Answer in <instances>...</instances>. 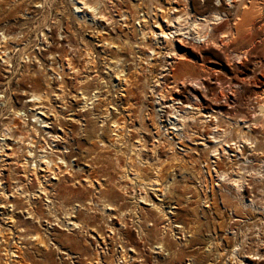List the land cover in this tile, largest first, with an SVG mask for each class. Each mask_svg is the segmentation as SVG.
Listing matches in <instances>:
<instances>
[{
	"label": "bare ground",
	"instance_id": "6f19581e",
	"mask_svg": "<svg viewBox=\"0 0 264 264\" xmlns=\"http://www.w3.org/2000/svg\"><path fill=\"white\" fill-rule=\"evenodd\" d=\"M33 1L0 0V15L3 14L0 18V63L8 73L6 81L0 83V114L3 110L10 112L8 121L1 124L0 152H3L0 158L5 156L2 163L10 158L7 164L14 166L15 175L19 174L13 178L11 190L0 178V215H5L11 222L5 228L0 224V264H150V256L138 241L130 239L128 226L135 228L138 238L154 233L159 235L153 247L156 256L152 264L173 261L181 249H172L167 236L173 238L179 234L173 239L176 246L181 244L176 239L186 240L187 231L182 223L172 225L173 216L177 217L169 208H177L176 205L164 204L167 194L175 190L179 180L176 176L161 178L162 164L158 163V153L167 148L169 154L159 162L168 165L181 164L184 154L175 150L172 140L161 139L159 127L168 124L180 128L196 123L200 128L211 127L214 132L208 133L212 134V140L209 145L201 141L203 149L210 157L220 159L228 148H235L233 159L227 157L230 164L238 154L246 161L241 150L244 145L256 147L264 143V55H258L256 51L257 44H261L260 50L264 53L262 21L258 25L261 37H253L258 31L260 3L264 4V0H138L137 4L127 0H71L70 12L77 15L72 19L74 35L81 34L83 28L88 29L90 37L96 41L93 50L95 46L100 47V62L111 72H106L108 79L98 72L93 59L89 71L79 76L78 68L64 49L60 51L62 59L54 62L57 67L55 64L46 66L44 61H36L33 52L19 46L15 37L5 33L7 27L1 21H8L9 12H17L22 4L25 5L22 11L26 14L28 4ZM37 3L33 2L34 5ZM45 3L43 0L35 7L42 10ZM43 25L49 26L44 17L34 28L42 32L40 27ZM65 37L64 41H70ZM10 43H14L13 49ZM238 43L241 46H234ZM82 46L86 54L91 55L90 44L84 42ZM126 52L130 60L124 56ZM210 62L216 65L208 66L206 63ZM196 67L198 76L194 73L192 76L191 71ZM25 72L30 73L25 75ZM16 74L19 76L11 86ZM54 74L60 76L59 82L51 78ZM65 77L78 79L72 85V88L76 85L74 98H77L73 103L67 100V96L73 93ZM139 81L158 97L160 109L153 107L149 113L139 107L135 113L137 127H124L127 130L120 135L118 131L123 129L122 124L112 116L122 105L123 98L128 104V97L135 96L130 86L139 89L138 92L143 91ZM149 82H153L152 85ZM122 84L127 85L123 87ZM245 84L252 85L255 88L253 93L260 97L255 101L250 118L234 109L235 94H239ZM180 86L188 87L186 93L190 97H185V108L178 96L183 93ZM117 92L119 96L115 95ZM18 95L27 96L28 108L15 106V102H19ZM55 102L60 103V111H56ZM94 111L98 112L94 114ZM68 112L71 117L65 121L64 114ZM92 114L98 119V127H86V117ZM219 119L228 121V126L221 131H218ZM106 125L113 135L110 145L116 149L113 151L116 152L114 164L122 171L118 181L127 178L131 190L138 187L137 199L140 203L149 202L150 209L139 206L137 201L132 207L117 204L99 181V173L108 175V172L105 164L97 166L96 163H112L105 154L109 153L108 147L111 146L102 136ZM253 132L259 137L252 136ZM144 134H150L152 138L146 140ZM83 136L94 137V141L83 147L80 140ZM125 136L127 139L123 140ZM6 140L17 146L12 147ZM80 148L93 154L82 155L78 151ZM144 152L153 155L154 159L148 160L142 155ZM122 156L125 165H119ZM211 162L217 163L216 160ZM146 167L150 169V175L145 176ZM212 170L219 181L228 182L229 188L235 192L233 198L238 207L259 208L252 198L244 199L242 191L250 183L240 172L231 177L226 169L213 167ZM247 171L245 169L244 173ZM252 173L260 178L264 175L258 170ZM109 175L103 178L106 182ZM204 177V184H199L204 185L203 189L200 188L204 192L203 198L198 196V199L203 207L210 208ZM117 184L126 190L125 183ZM149 192L157 195L158 202L151 200ZM190 197L191 194L184 198L187 204ZM18 212L23 218H18ZM154 215L162 223L158 231L157 219L151 218ZM257 240L259 244L255 253L248 256L252 264H258L261 257L264 261V239L258 236ZM239 245L235 244L231 249L233 263L251 264L237 260ZM188 264L194 263L190 261Z\"/></svg>",
	"mask_w": 264,
	"mask_h": 264
},
{
	"label": "rangeland",
	"instance_id": "374dc122",
	"mask_svg": "<svg viewBox=\"0 0 264 264\" xmlns=\"http://www.w3.org/2000/svg\"><path fill=\"white\" fill-rule=\"evenodd\" d=\"M37 1L39 4L43 3V0H34L33 2L35 3ZM127 1L132 4H137L139 2L138 0H127ZM33 2L30 3L27 2V4L28 3L29 4L26 14L25 11H22V9L25 6L24 4H22V6L19 7V10L17 12H15V10L9 12L8 21H3V20L1 21V23L4 24L5 27H7L8 32L5 33H8L10 36L15 37V40L18 43H20L19 46L21 47L24 46L28 51L33 52L36 56V61L38 59L40 62L44 61V64H46V66L51 64L54 65L55 61L62 59L61 57L63 56L60 53V51L61 49H64L66 54L72 58L74 65L78 68L79 76H83V74L89 71L91 67L90 62H92L91 61L92 59H93V63L97 64L98 72L102 73V76L105 77L107 75L106 72L111 74L108 68H106L105 66L103 68V64L102 62H100L102 58V52L100 50V47L95 46L93 50L92 45H95L94 43L96 41L93 39V37H90L88 29L83 28L81 34L76 33L74 35L75 28L72 19L74 16L77 15L71 14L70 12L72 10L71 0H46V3L43 6L42 10L35 7L37 6L38 3L34 5ZM146 4L148 3L146 2ZM260 7H261V17L259 18L256 24L257 30L260 21L264 23L263 21L264 4L260 3ZM131 9L133 10V8ZM43 17H44V22L49 26L48 28L47 26L44 25L41 26L40 30L42 29V32H40L38 29H35L34 27L38 25V22L43 20ZM0 18L1 19L3 18V14L0 15ZM255 34L256 35H253V37H256L255 39H258V37H261L262 35L260 30H258ZM80 35H82L83 39H81ZM65 36L70 38V41L67 40L69 41V43H67V41H64ZM84 42H88L90 44L92 48L91 55L86 54L87 53L86 50L83 49L82 43ZM9 45H12L10 46V48L12 47L13 49L14 43L12 44L10 43ZM237 45H239V43L235 44L234 46ZM261 48L262 45L257 44L256 51L258 55L259 54L264 55L263 51L260 50ZM124 56L125 57L128 56V59L130 60L129 53L126 52ZM15 58L16 56H14V61H17ZM24 59L25 58H23V61ZM25 62L27 63V59H25ZM22 63L23 62H21V64ZM34 63L37 64V62ZM198 64L199 63H196V65ZM206 64L211 67H213V65H216V63H212V62ZM57 66L58 64L56 65V67ZM4 68H5L4 64L0 63V83L6 81L5 75L8 74L4 70ZM46 69L48 72H50V70H48V67H46ZM28 73L25 72L24 74L26 75ZM193 73L198 76L199 71L197 67L192 69L191 71V75L195 76ZM18 76L19 74L13 76L12 82L10 83L11 86L14 85V82H16ZM51 78L54 79L56 82H59L60 80V76L55 74L52 75ZM64 79L67 81L68 85L70 84L71 87L70 90L73 93L67 96V100L73 103L74 100H76L77 98L76 99L74 98V94L76 93L74 88L76 85L73 88L72 85L76 84L78 79L72 80L69 79L68 77H65ZM106 79H108V77ZM18 81L22 82L20 79H18ZM24 81L26 82V79H24ZM114 81L117 82V80ZM142 81L143 79L141 80V82ZM141 82L139 81L138 84L140 85V88L143 89V91L138 92L139 89L136 90L135 88H133V86H130L132 91L135 93V96H132L131 94L128 97L129 99L128 101H130L128 104L126 103L127 100L123 98L122 105L120 104L121 106L118 107L117 113H114L112 116L117 121L119 120L118 122L122 124L123 129L121 131H118V134L120 133V135L126 132L125 130L127 129H125L124 127H137L138 117L135 115V113L137 114V110H139V107L148 110L147 112L149 113L151 112V109L153 107L156 110L160 109L157 106L158 97L154 94H151L147 89V87L143 86ZM152 83L153 82H149L150 85H152ZM126 85L127 84H122L123 87H126ZM23 87H26V85H23ZM187 88H188L187 86L179 87L180 91H183V93L178 94V96L183 101L184 108L186 106L185 97L187 96L186 98L188 99L190 97L189 94L186 93ZM254 89L255 88L252 85L245 84L242 90L239 91V94L237 95L235 94L236 105L234 109L236 113L243 114L247 118H250V116L253 114L255 110V101L260 100L258 93H253ZM146 91H148V93ZM115 95L119 96V92L115 93ZM17 97L19 98V102H15V106L21 107L25 105V108H28L29 104L25 102V100H27V96L18 95ZM54 106L56 108V111H60L59 102H55ZM96 112L98 111H94L93 113L96 114ZM9 113H10L9 111L3 110L0 114V141L2 138L1 134L3 129L1 127V124L2 123L4 124L5 122L8 121L7 117L9 116ZM69 113L70 112L64 114L65 121L66 119L71 117ZM95 117L96 116L93 114L90 115L89 117H86L88 119V122L86 123V125L87 124L88 125L86 127H98V123H97L98 119H95ZM131 120L133 122L132 125L129 126L130 125L129 122ZM172 120L173 119H170L169 121ZM125 121L127 125L123 124L125 123ZM81 122L85 123L83 120H81ZM227 122H228L227 119H222V120L219 119L217 121L218 124L216 123L219 128L218 131H221L222 129L226 128L228 126ZM66 123L69 125L68 121ZM148 123L150 122L148 121ZM166 123H168V121H166ZM198 124L196 123L194 124V126L192 124L187 127H180V128L172 127L171 125L168 124H166L167 126L165 127H159L161 139L163 140V138H166L172 140L175 150L184 154L183 156L184 161L181 164L174 163L172 165H168L166 163H160L161 161L163 162L164 156L166 154H169L167 148H164L158 153V157L160 161V162L158 161V163L162 164L161 178L166 179L169 176H176V179L179 180L175 190L171 194H167L168 197L164 201V204L176 205L177 208H172V209L169 208L170 210L176 212V217H177L174 218L173 216L172 225L177 223H182L186 227V231H187L185 237L186 240H183V238L176 239L181 243L176 246L173 243V239L176 237V235L179 236V234H176L175 237L173 238L171 236H167L168 240L171 242L170 246L172 249L175 250L181 249V252L178 254L179 255L178 258H175L173 261L167 262V264H188L190 261H192L194 264H224V263L234 264L233 262L235 259L233 258V255H231V249L235 244L237 245L240 244L239 246L241 248L238 251L239 254L237 255L238 256L237 260L242 259L243 260L242 263L251 262L252 264V261L249 259V257L253 253H255L256 246L259 244L257 238L258 236H261L262 239H264V189H263L264 175L263 178H260L258 175H256L255 177V175H253L252 173V171H256V170L260 171L261 173H264V143L257 145L258 147L257 146L250 147V145H244L243 147H241L242 148L241 150L243 151V156H246V161H244L243 157L238 156L239 155L238 154L236 157L234 156L233 164H230L228 162L227 157L229 156V158L233 159V155L234 153H236L235 148L232 147L233 150H230L228 148L227 149L228 152L222 153L220 159L210 157L207 153V150L203 149V144L201 141L209 145V140H212L211 133L214 131L213 129H210L211 127L200 128L197 126ZM104 127H106V129L103 132L104 134H102L103 140L109 146L113 135L110 132L109 125H106ZM150 127L152 126L150 125ZM154 130L155 129L152 128V132H155ZM129 133L132 132L129 131ZM177 133H180L181 135H178ZM134 135L136 136V134H133V136ZM153 135L155 134L152 133V136ZM254 135L259 137V134H256V132L252 133V136ZM144 136L146 137V140L152 138L150 134H146V135L144 134ZM122 138L123 140H125L127 139V136ZM80 140L83 141L84 143L83 147H85L88 146L89 142L94 141V137L92 138L88 136H83L82 139L80 138ZM6 143H9L12 147L17 146L16 144L9 142V140H6ZM108 149L107 150L109 151V153H105V154L106 156L112 159V163L107 164L106 162V163H96V164L97 166H100L102 164H105L104 166H107L106 171L108 172V175L110 174L109 180L106 182L105 181L106 179H103L106 178V176L108 177L107 173H99L98 176L100 177L99 181L104 184V187L106 188V192H109L108 194L109 197L115 200L117 204L124 203L127 204L129 207H132L134 203L137 201L139 206H144L145 208L150 209L151 205L149 202L140 203L139 202L140 200L137 199L136 196L138 194L137 191L138 187L135 186L134 187L135 190L134 191L131 190L130 181L127 178L126 179L123 178V180L118 181L120 179L119 177L122 171H120L116 167L113 161L114 158L113 155H116V152H113L115 148L111 146L108 147ZM78 151L82 155L87 153L89 155L93 154V153L90 154L91 152H86L85 149L83 148L78 149ZM2 152L3 151H1L0 154H2ZM117 154H119V152ZM142 155L147 157L148 160L154 159V156L153 155L151 156L148 153L144 152L142 153ZM122 158L123 156L121 157V161L119 165H125ZM1 159H5V156H2V158H0V178L1 181L4 182L2 183L5 186H7L9 190H11L14 184L13 178L19 174L15 175L13 171L14 166L7 164V162L10 161V158H7L5 163L4 162L2 163ZM212 160H216L217 165L214 162H211ZM1 164H3L4 166L2 167ZM213 167L219 170L226 169L231 177H234L233 175H235L237 172L238 173L240 172V174H242L244 179H246L245 181L250 183L247 184L245 190L242 191L244 199L248 201L250 198H252L256 203V207L258 206L259 208L253 210L249 207L245 209H241L240 207H238L236 199L233 198L235 192L231 188H229L228 182L219 181L217 175L212 170ZM146 168L144 169L145 171H143V174L145 176L150 175V169L149 168L146 169ZM243 169L248 170L247 173H244ZM203 177L206 180V184L208 188L205 193L208 199L207 204H209L210 208L203 207L202 202L199 203V199L203 198V194H204L202 190L204 188ZM259 178L261 179V181ZM117 182L125 183L127 185L126 190L124 189L122 190L121 186L119 187ZM200 182H202L203 184L201 183V185L199 186ZM215 183H218L219 185H214ZM194 188H196V190ZM200 188L202 189L200 190ZM261 189L263 190L261 191L262 193L260 192ZM60 193L62 194L65 192L60 191ZM148 194L153 202H158L159 198L157 197L156 194H154L153 192H149ZM190 194H191L190 201L187 204L184 198ZM198 196H200V198ZM0 211L2 212V208H0ZM16 215L20 219L23 218L21 216L22 214L19 212L16 213ZM154 216L151 218L157 219V217ZM160 221L161 220L157 219V225H156L157 231L160 230L162 226V223H160ZM5 223L7 224L5 225ZM10 223L11 222L7 220L5 215L3 216L0 215V224L4 228L6 226H10ZM127 229L130 232V239L132 241H138V244L140 245L142 250L150 256L149 262L150 264H152L153 259L156 256V254L153 253L155 251L153 247L156 245V240L159 237V235L154 233L152 235H148L146 238L144 237L138 238L137 232L133 226H128ZM187 235H189L190 237ZM186 241L188 243H186ZM28 248L31 250L30 247ZM163 256H165V254ZM82 260L86 262L85 261L86 259L84 257H82ZM54 261L55 263H57L58 260L55 259ZM135 263L139 264V262H135ZM258 264H264L262 257L261 259L258 260Z\"/></svg>",
	"mask_w": 264,
	"mask_h": 264
}]
</instances>
